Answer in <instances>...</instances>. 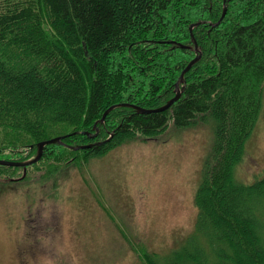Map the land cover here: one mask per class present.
<instances>
[{"label": "trees", "instance_id": "1", "mask_svg": "<svg viewBox=\"0 0 264 264\" xmlns=\"http://www.w3.org/2000/svg\"><path fill=\"white\" fill-rule=\"evenodd\" d=\"M197 55L168 109L118 106L99 122L114 104H165ZM263 90L264 0H0V159L27 161L38 142L62 139L45 145L36 163L0 165V181L81 168L134 138H155L169 123L194 126L210 116L214 141L194 196L192 233L162 263L142 244L138 258L264 264V176L250 184L234 177Z\"/></svg>", "mask_w": 264, "mask_h": 264}, {"label": "rangeland", "instance_id": "2", "mask_svg": "<svg viewBox=\"0 0 264 264\" xmlns=\"http://www.w3.org/2000/svg\"><path fill=\"white\" fill-rule=\"evenodd\" d=\"M215 121L134 138L81 168L48 178L0 181V264H142L145 246L163 262L193 231L194 196ZM264 176V90L237 182ZM167 258V259H169Z\"/></svg>", "mask_w": 264, "mask_h": 264}, {"label": "water", "instance_id": "3", "mask_svg": "<svg viewBox=\"0 0 264 264\" xmlns=\"http://www.w3.org/2000/svg\"><path fill=\"white\" fill-rule=\"evenodd\" d=\"M225 12H226V7L223 8L222 15H221L220 19L216 23H214V26H216L220 23L221 19L225 15ZM192 41L194 43L195 51H197V46H196L195 40L193 38H192ZM199 58H200V55H197L194 59L189 61V63L186 65V67L181 71V73L179 75V79H178L177 83L175 84V95L171 99L166 101L165 104H163L159 107H156V108H152V109L142 108V107L136 106L134 104H129V103L114 104V105H111L108 109H106V111L102 114L101 118L99 119V122L102 123L105 119V116L109 113V111H111L112 109H114L115 107H118V106H129V107L135 109L138 113L161 112V111L168 109L180 97L182 88L179 87V84L184 82V74L190 69V67L195 62H197L199 60ZM87 135H89V134H87ZM95 135H96V133L94 134V136ZM61 140H62L61 137H54L51 139L40 141L37 143L36 154L32 159L27 160V161H9V160H5V159H0V165L11 166V167H25L27 165L36 163L41 158L42 152H43V147L45 145L54 144V143H62ZM107 140L108 139H105L104 141H96L94 143H89L87 145L71 146L70 148L73 150H82V149L90 148L93 145H100Z\"/></svg>", "mask_w": 264, "mask_h": 264}]
</instances>
